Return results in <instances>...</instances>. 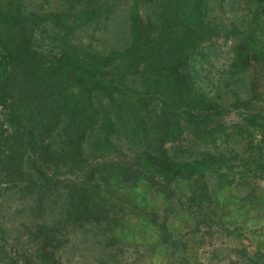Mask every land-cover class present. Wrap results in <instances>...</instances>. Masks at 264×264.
Listing matches in <instances>:
<instances>
[{"label": "trees", "instance_id": "16d2710c", "mask_svg": "<svg viewBox=\"0 0 264 264\" xmlns=\"http://www.w3.org/2000/svg\"><path fill=\"white\" fill-rule=\"evenodd\" d=\"M263 180L264 0H0V264H152L140 185L163 264H264L220 200L264 218Z\"/></svg>", "mask_w": 264, "mask_h": 264}, {"label": "rangeland", "instance_id": "374dc122", "mask_svg": "<svg viewBox=\"0 0 264 264\" xmlns=\"http://www.w3.org/2000/svg\"><path fill=\"white\" fill-rule=\"evenodd\" d=\"M38 2L36 3L37 5ZM229 119L238 120V116L233 113L230 115ZM176 186L179 187L182 191L188 192L192 188V185H189L187 183H178ZM260 186L262 195L264 197V180L261 181ZM125 189L127 193L130 190L127 188ZM133 191L135 192V194L134 192H132L131 197H134V199H141V201H139V204L137 205L141 208H139L140 210H137V215L135 213L128 214L126 218V223L128 225L124 229L125 234L124 236H122V238L126 239L129 242H137L143 245L155 247L151 259L147 257L146 261L152 264H163L165 250L161 245L157 244L160 241V233L158 230L155 231L153 226H150L148 222L151 221V218L154 217L152 213L153 210L162 211L163 208L166 207L165 200L160 195L153 194L144 185H140L137 190ZM238 194L239 192H235L234 189H225L220 192V200L222 201L223 206L226 209L225 212L228 213L226 217L228 224L232 229H236V231H234L232 235H228V233L224 234L221 241H223L226 246H229L231 248L247 249L248 247L249 250H252L253 248H255L256 242H253L251 244V241L247 239V231L257 230V236H259V234H261L262 227H264V218L251 217L250 214L247 213V205H245L240 200V197L237 196ZM182 221L183 222H177L175 220H172L171 223H173V230L181 231L182 233L190 232L192 218L183 219ZM203 229L205 230L204 226ZM200 235L201 234L198 233V236L196 235V237L194 236L191 239L192 242L190 244L189 254L196 255L197 253H199V255L201 257H204L205 259V256H207L206 253L211 248H213L212 245L214 244V240H212L211 237H207L206 241H204L205 247L201 248V246H198L197 244L200 242L198 240V237L201 238ZM261 239H264V233ZM188 260L193 263L194 257L189 258Z\"/></svg>", "mask_w": 264, "mask_h": 264}]
</instances>
